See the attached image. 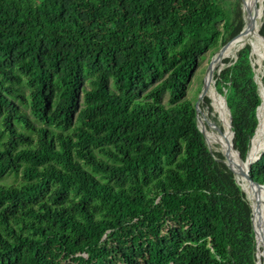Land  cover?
Segmentation results:
<instances>
[{
  "label": "trees",
  "instance_id": "16d2710c",
  "mask_svg": "<svg viewBox=\"0 0 264 264\" xmlns=\"http://www.w3.org/2000/svg\"><path fill=\"white\" fill-rule=\"evenodd\" d=\"M244 24L240 0H0V264H257L249 197L188 92ZM253 59L215 74L244 160Z\"/></svg>",
  "mask_w": 264,
  "mask_h": 264
},
{
  "label": "bare ground",
  "instance_id": "6f19581e",
  "mask_svg": "<svg viewBox=\"0 0 264 264\" xmlns=\"http://www.w3.org/2000/svg\"><path fill=\"white\" fill-rule=\"evenodd\" d=\"M244 1L247 12H250L253 15V17L256 19L255 21L256 27L252 30L250 23L247 20H245V24L242 27L241 31L231 39L230 44L228 45V47L226 48L223 54L216 55V57L212 60L211 65L209 66V69L207 70L206 73L207 88L205 94L210 95L213 98L216 108L221 110L224 130H222L221 127L218 128L212 127V129L203 127V131L206 138L208 139L210 148L214 149L213 147L215 146L219 147V149L223 152L224 158L230 163H232L233 167L237 171L240 169L241 170L245 169L246 163L244 162L243 165V163L240 162L238 154L236 150H234L233 134L231 132L229 125L228 112L224 107L225 105L224 102L222 101V98H220L219 95L215 93L216 80L214 79V77L216 74L215 72H218L222 68V67L221 68L217 67L219 60H221L224 57L235 58L237 53L247 45L250 46L251 53L258 57L257 61H256L257 58H255L256 64L259 62V60H264V42L262 41L259 35L260 34L259 27L262 20V7H261L262 0H244ZM263 67H264V63H263ZM258 68L260 67L255 65L256 76L260 78L258 79V82L260 84V89L262 92L263 103L262 106L259 107L260 109H258L260 126L258 125L259 128L257 127L258 130L251 141L250 149L248 152V160L257 156L264 148V77H263L264 74L262 75L261 69ZM226 112H227V116H225ZM198 120H200V124L202 125V120L200 119V115L198 117ZM238 182L241 184L243 191L249 197L250 203L253 207L254 200H252V198L254 191H256L255 188L250 187L248 184V180L243 176L239 177ZM258 188L259 191L258 189L257 191L258 193H260V197L264 199V188H260V187ZM253 208L255 209V206ZM254 223L256 229L254 228ZM253 228L258 237V245L264 247V204L262 205V207L260 206V211L258 213L255 212ZM256 253L258 255V246L256 248Z\"/></svg>",
  "mask_w": 264,
  "mask_h": 264
},
{
  "label": "water",
  "instance_id": "95a60500",
  "mask_svg": "<svg viewBox=\"0 0 264 264\" xmlns=\"http://www.w3.org/2000/svg\"><path fill=\"white\" fill-rule=\"evenodd\" d=\"M261 7H262V18H263V15H264V0H262ZM241 10H242V14H243L244 21L247 20V21L250 23L251 28H252V30H253V29L256 27V22H255L256 19L253 17V15H252L250 12H247V9H246L245 1H244V0H241ZM261 25H262V20H261L260 27H259V33H260L259 35H260L262 41L264 42V35H263L262 32H261ZM230 42H231V36H230V37L227 39V41H226V42H225V43L219 48V50L216 51V52L212 55L211 60H210V62H209V64H208L207 70L209 69V66H210L211 62H212V60L216 57V55L223 54L224 51L226 50V48L228 47V45L230 44ZM224 64H225V66H226L227 63H222L221 66H220V68H221L222 65H224ZM225 66H224V67H225ZM224 67H222V68H224ZM222 68H221V70H222ZM206 73H207V72H206ZM206 76H207V75H205L203 86L201 87V91H200L199 96H198V99H197V101H196V103H195L196 112H197V114H196L197 119H198V117H199L200 102H201V100H203L204 97L206 96V94H205V91H206V88H207V84H206V81H207V80H206ZM214 79H215V77H214ZM220 95H221V94H220ZM221 98H222V101L224 102V105H225L224 107H225V109H226L227 112H228L229 125H230L231 132H232V134H233V137H234V132L232 131V128H231V127H232V123H231V112H230L229 107L227 106L225 95H221ZM261 105H262V101H261V104L259 105V107H260ZM259 107L257 108V117H258V109H259ZM198 122L200 123V120H198ZM199 123H197L198 128H199V130L201 131V133H202V135H203V137H204V140H205V142H206V144H207L208 150L212 153V155L215 157V159H216L218 162H220V164H221V165H222L227 171H229V172L234 176L235 180H236L237 183L240 185V187H241L242 190H243V188H242L241 184L238 182V179H239V177H241V176L245 177V178L248 180V184H249L250 187L255 188L256 191H254V193H253V198H252V200H254V205H253V207L255 206V209L252 207L251 203L249 202L250 207H251V223H252V225H253L255 212L258 213V212L260 211V206L262 207V205L264 204V199L261 198V197H260V193H258V191H259V188H258V187H260V188H264V184H262V183H260V182H258V181H256V180H254V179L252 178V176H251V174H250V169H251V164H252L253 162H255L256 160H258V159L261 157L262 153L264 152V148H263L262 151H261L257 156H255L254 158L248 160V155H247L246 159L244 160V159L241 157L239 150H238L237 148H235V146H234V142H233L234 150H236L240 162L243 163V165H244V162L246 163V164H245V169H242V170L240 169V170L237 171V170L233 167V164L230 163L229 161H227V160L224 158V156H223V152L219 149V147H216V146L213 147L214 150L212 151V149L210 148V144H209V142H208V139L206 138V136H205V134H204V131H203V126H204V125H203V123H202V126H201V124H199ZM212 123H213V122H211V121L208 120V124H212ZM213 124H214V123H213ZM258 125H259V117H258ZM256 131H257V129H256ZM256 131H255V133H256ZM253 137H254V136H253ZM252 139H253V138H252ZM214 145H215V144H214ZM257 189H258V191H257ZM245 196H246V193H245ZM246 197H247V196H246ZM246 199H247V198H246ZM251 227H252V226H251ZM252 230H253L254 235H255V239H256V248H257L258 237H257V235H256V233H255L253 227H252ZM256 248H255V256H256V258H257V264H259V263H258V255H257V253H256Z\"/></svg>",
  "mask_w": 264,
  "mask_h": 264
},
{
  "label": "rangeland",
  "instance_id": "374dc122",
  "mask_svg": "<svg viewBox=\"0 0 264 264\" xmlns=\"http://www.w3.org/2000/svg\"><path fill=\"white\" fill-rule=\"evenodd\" d=\"M230 1H235V0H230ZM240 4H241V0H240ZM252 54V53H251ZM213 53L211 51H207L206 52V56L205 58L203 59V61L201 62L199 68L195 71V75L194 77L192 78V84L188 90L189 92V97H191L192 99H194V97H196V101L198 99V96H199V92L197 93V88L198 86L202 85L203 86V83H204V78H205V75H206V72H207V67H208V64L211 60V57H212ZM254 56V59H253V63L255 65H257L258 69H261L262 71V75L264 74V67H263V63H264V60H259V62L256 64L255 63V58L256 61L258 60V57L254 54H252ZM224 58H230V57H224ZM223 59V58H222ZM220 61V60H219ZM211 65V64H210ZM261 65V66H260ZM224 65H222V67H224ZM221 71V70H220ZM219 71V72H220ZM216 73V72H215ZM218 74V73H217ZM264 77V75H263ZM255 78L260 79L259 77H256V74H255ZM216 91V90H215ZM217 95H219V97L221 98V95L216 91L215 92ZM207 97H209L211 99V108H209L208 106H203L204 104V99L201 100L200 102V112H199V115H200V119L202 120V123H203V127L205 128H208V129H212V127H221L222 130H224V125H223V120H222V112L221 110H219L218 108H216V105L214 104V101H213V98L210 96V95H206ZM205 96V97H206ZM213 101V102H212ZM205 113V114H204ZM225 114V113H224ZM206 117H205V116ZM225 116H227V112L225 114ZM215 118V119H214ZM206 119V120H205ZM217 119V121H216ZM208 120L213 122L212 124H208ZM220 125H219V124ZM200 124V123H199ZM215 125V126H214ZM202 126V125H201ZM215 146V145H214ZM212 149V148H211ZM214 149H212L213 151ZM224 156V155H223ZM9 179V178H8ZM261 247V246H260ZM264 248V247H262Z\"/></svg>",
  "mask_w": 264,
  "mask_h": 264
}]
</instances>
